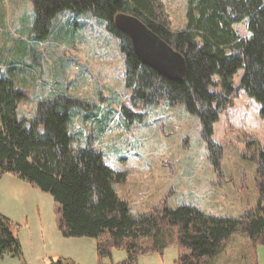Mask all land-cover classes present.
<instances>
[{"label":"rangeland","instance_id":"374dc122","mask_svg":"<svg viewBox=\"0 0 264 264\" xmlns=\"http://www.w3.org/2000/svg\"><path fill=\"white\" fill-rule=\"evenodd\" d=\"M159 2L171 29L184 27L186 0ZM34 22L31 0H0V73L19 74L27 94L18 103L17 117H32L37 100L45 96L64 93L87 102L89 109H74L68 122L76 139L72 146L91 143L106 164L125 173L113 188L129 202L133 216L187 204L239 219L257 205L256 159L264 151V113L255 99L240 89L219 113L211 135L221 146L217 163L198 115L183 104L131 105L124 56L105 20L91 11L66 9L50 20L46 37H39ZM234 27L248 36L247 19ZM242 74L243 69L233 74L235 86ZM123 106L141 117L125 118ZM55 209L49 192L15 175L1 176L0 213L11 221L21 254H4L0 264H48L61 258L67 264H119L126 258L123 249L114 248L99 260L93 238L62 235ZM180 253L171 244L162 253L140 254L137 264H175ZM202 263L264 264V245L253 244L238 230Z\"/></svg>","mask_w":264,"mask_h":264},{"label":"trees","instance_id":"16d2710c","mask_svg":"<svg viewBox=\"0 0 264 264\" xmlns=\"http://www.w3.org/2000/svg\"><path fill=\"white\" fill-rule=\"evenodd\" d=\"M31 1L39 37L47 36L50 20L66 9L91 11L105 20L124 56V83L130 89L131 105L183 104L198 115L202 137L217 163L221 146L211 139L214 123L239 90L255 99L264 113V0H186L185 24L178 30L171 29L159 0ZM117 12L137 16L181 52L185 79H169L143 64L127 34L114 24ZM244 19L248 36L234 27ZM239 69L243 74L235 86L232 76ZM18 78L19 74L0 73V177L9 173L49 192L62 235L93 238L99 260L114 248L123 249L126 258L119 264H137L140 254L162 253L171 244L181 250L175 264H203L238 230L253 244L264 245V151L256 159L259 200L242 218L208 214L187 204L154 208L135 217L129 202L113 188L114 182L125 180V173L106 164L91 143L72 146L76 140L68 130L72 111H86L88 103L64 93L45 96L37 100L32 117L19 119L18 103L27 94ZM122 112L129 120L141 117L140 113L131 116L124 106ZM20 247L11 221L0 213V256L20 255ZM48 264L67 263L61 258Z\"/></svg>","mask_w":264,"mask_h":264},{"label":"water","instance_id":"95a60500","mask_svg":"<svg viewBox=\"0 0 264 264\" xmlns=\"http://www.w3.org/2000/svg\"><path fill=\"white\" fill-rule=\"evenodd\" d=\"M114 24L127 34L138 59L169 79L182 81L186 77V61L181 52L155 33L137 16L117 12Z\"/></svg>","mask_w":264,"mask_h":264}]
</instances>
